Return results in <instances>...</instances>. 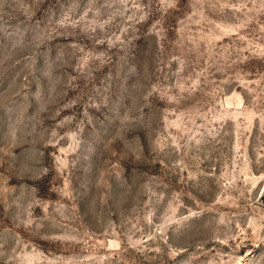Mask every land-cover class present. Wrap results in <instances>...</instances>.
<instances>
[{
	"label": "rangeland",
	"instance_id": "obj_1",
	"mask_svg": "<svg viewBox=\"0 0 264 264\" xmlns=\"http://www.w3.org/2000/svg\"><path fill=\"white\" fill-rule=\"evenodd\" d=\"M0 264H264V0H0Z\"/></svg>",
	"mask_w": 264,
	"mask_h": 264
}]
</instances>
